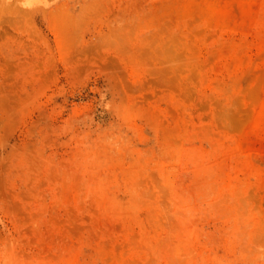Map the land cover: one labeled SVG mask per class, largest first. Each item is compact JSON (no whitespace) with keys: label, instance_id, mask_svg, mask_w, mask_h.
<instances>
[{"label":"rangeland","instance_id":"1","mask_svg":"<svg viewBox=\"0 0 264 264\" xmlns=\"http://www.w3.org/2000/svg\"><path fill=\"white\" fill-rule=\"evenodd\" d=\"M0 264H264V0L0 6Z\"/></svg>","mask_w":264,"mask_h":264},{"label":"bare ground","instance_id":"2","mask_svg":"<svg viewBox=\"0 0 264 264\" xmlns=\"http://www.w3.org/2000/svg\"><path fill=\"white\" fill-rule=\"evenodd\" d=\"M57 0H0V6L12 7L25 12L33 13L38 8L49 6L52 2Z\"/></svg>","mask_w":264,"mask_h":264}]
</instances>
